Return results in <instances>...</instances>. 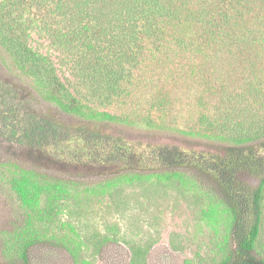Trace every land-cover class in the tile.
I'll return each mask as SVG.
<instances>
[{
	"label": "trees",
	"instance_id": "obj_1",
	"mask_svg": "<svg viewBox=\"0 0 264 264\" xmlns=\"http://www.w3.org/2000/svg\"><path fill=\"white\" fill-rule=\"evenodd\" d=\"M193 0H0V48L26 75L32 88L0 70V152L16 169L27 163L38 170L117 175L127 181L174 182L191 187L209 202L204 218L224 234L219 264H264L258 251L264 218V119L237 120L244 110L201 117L211 144L185 147L127 138L108 130L116 117L100 115L82 99L108 105L121 97L147 52H161L174 39L184 52L213 41L214 22L201 44L192 22L182 16ZM242 5L249 0H226ZM39 22L50 43L61 50L79 89L76 95L45 55L30 44ZM203 22V21H202ZM195 34V35H194ZM192 35V36H191ZM197 35V36H196ZM209 44V43H208ZM257 93H260L259 91ZM35 94L48 102L33 105ZM263 97L259 95L264 104ZM79 95V97H78ZM1 160V159H0ZM19 171L10 186L28 210L18 248L30 264L33 248L46 240L42 223L54 221L69 190L59 181ZM64 244L77 262V252Z\"/></svg>",
	"mask_w": 264,
	"mask_h": 264
},
{
	"label": "rangeland",
	"instance_id": "obj_2",
	"mask_svg": "<svg viewBox=\"0 0 264 264\" xmlns=\"http://www.w3.org/2000/svg\"><path fill=\"white\" fill-rule=\"evenodd\" d=\"M189 12L200 34L187 42L201 44L211 21L218 28L212 29L216 36L202 50L184 52L171 38L163 51L146 53L121 97L108 105L82 99L94 112L117 118L107 122L110 132L194 148L212 143L202 137L206 129L201 117L206 113L218 117L235 107L244 110L237 120L264 119L259 98L264 92V0L242 5L193 0L182 16ZM30 36L32 48L49 58L70 92L84 94L75 86L65 54L50 43L38 21ZM0 70L32 88L2 48ZM33 105L49 107L37 94ZM0 159V264H24L18 252L22 236L16 233L25 228L28 210L10 186L11 178L24 169L69 190L54 221L42 223L40 234L46 241L33 248L30 264H219L222 259V227L204 218L209 202L191 187L38 170L27 163L16 169L1 152ZM64 244L77 252V262ZM258 251L264 257V218Z\"/></svg>",
	"mask_w": 264,
	"mask_h": 264
}]
</instances>
